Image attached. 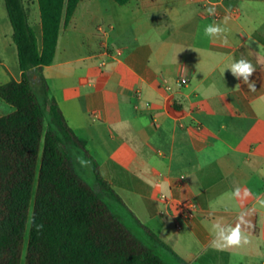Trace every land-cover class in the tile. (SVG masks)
<instances>
[{
  "label": "crops",
  "instance_id": "1",
  "mask_svg": "<svg viewBox=\"0 0 264 264\" xmlns=\"http://www.w3.org/2000/svg\"><path fill=\"white\" fill-rule=\"evenodd\" d=\"M24 5L41 50L38 0ZM41 73L103 178L186 264H264V0H80ZM21 79L0 0V86ZM161 194L198 216L178 230ZM237 224L241 243L219 247Z\"/></svg>",
  "mask_w": 264,
  "mask_h": 264
},
{
  "label": "trees",
  "instance_id": "2",
  "mask_svg": "<svg viewBox=\"0 0 264 264\" xmlns=\"http://www.w3.org/2000/svg\"><path fill=\"white\" fill-rule=\"evenodd\" d=\"M123 5L131 0H115ZM80 0H38L40 50L24 0H5L22 71L0 86V264H186L129 209L68 125L41 73ZM91 161L94 185L71 150ZM27 242V244H26Z\"/></svg>",
  "mask_w": 264,
  "mask_h": 264
},
{
  "label": "clouds",
  "instance_id": "3",
  "mask_svg": "<svg viewBox=\"0 0 264 264\" xmlns=\"http://www.w3.org/2000/svg\"><path fill=\"white\" fill-rule=\"evenodd\" d=\"M211 11V10H210ZM206 36H217L222 32L221 27L209 25L204 30ZM231 70L234 75L242 76L244 79L243 81L247 83L249 81V77L253 74L255 69L253 68L252 64L245 59H240L237 62H234L231 65ZM250 87L254 88V85H249ZM220 239L223 241L222 244L219 243V247H228L239 245L241 243V229L239 224L235 228H231L227 235L221 234ZM247 242L246 240L244 241Z\"/></svg>",
  "mask_w": 264,
  "mask_h": 264
},
{
  "label": "built area",
  "instance_id": "4",
  "mask_svg": "<svg viewBox=\"0 0 264 264\" xmlns=\"http://www.w3.org/2000/svg\"><path fill=\"white\" fill-rule=\"evenodd\" d=\"M186 81H182L185 84ZM184 179V177H181ZM160 202L162 206L178 220L176 225L177 229H182L188 222L195 219L199 212L200 207L194 199L180 200L168 194H161Z\"/></svg>",
  "mask_w": 264,
  "mask_h": 264
},
{
  "label": "rangeland",
  "instance_id": "5",
  "mask_svg": "<svg viewBox=\"0 0 264 264\" xmlns=\"http://www.w3.org/2000/svg\"><path fill=\"white\" fill-rule=\"evenodd\" d=\"M3 103H0V117L5 116L11 112H13V108L9 106L7 103L2 101ZM72 155V162L76 169V171L80 174V176L89 184L94 185L95 179L93 175L92 170V163L90 160H88L85 155L82 152H79L76 149L71 150ZM27 244V242H26ZM25 258H26V246L24 248L23 252V259L22 264H25Z\"/></svg>",
  "mask_w": 264,
  "mask_h": 264
}]
</instances>
